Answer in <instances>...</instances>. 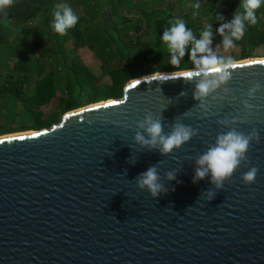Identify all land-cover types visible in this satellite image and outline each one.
<instances>
[{"label": "water", "instance_id": "water-1", "mask_svg": "<svg viewBox=\"0 0 264 264\" xmlns=\"http://www.w3.org/2000/svg\"><path fill=\"white\" fill-rule=\"evenodd\" d=\"M239 64L204 108L196 79L162 73L170 78L131 80L121 99L51 128L1 138L0 264H264V93L252 112L242 103L264 84V65ZM149 114L165 133L183 123L197 134L171 154L149 151L135 142ZM230 127L259 130L249 152L256 183L242 182L244 167L221 190L210 177L193 183L196 160ZM153 166L167 189L157 199L137 185Z\"/></svg>", "mask_w": 264, "mask_h": 264}, {"label": "trees", "instance_id": "trees-1", "mask_svg": "<svg viewBox=\"0 0 264 264\" xmlns=\"http://www.w3.org/2000/svg\"><path fill=\"white\" fill-rule=\"evenodd\" d=\"M68 1L79 22L64 36L51 28L59 0H14L0 12V107L20 117L0 125V136L48 129L68 112L121 99L131 80L195 70L188 54L178 66L169 63L160 39L169 20L184 19L197 38L211 23L214 47L223 39L217 32L220 24L230 21L240 4L199 0L200 9H194L197 0ZM175 3L180 16L173 14ZM221 15L224 20L217 19ZM257 15L259 23L248 27L231 55L237 61L255 57L264 47V10ZM82 49L98 58L99 75L79 58ZM72 50L76 55H70Z\"/></svg>", "mask_w": 264, "mask_h": 264}, {"label": "clouds", "instance_id": "clouds-1", "mask_svg": "<svg viewBox=\"0 0 264 264\" xmlns=\"http://www.w3.org/2000/svg\"><path fill=\"white\" fill-rule=\"evenodd\" d=\"M13 4L14 0H0V12L10 9ZM192 7L200 9L199 0ZM258 10H264V0H240L231 20L220 24L217 32L223 38L224 52L227 53L234 49L237 42L245 36L248 27L259 23ZM217 19L224 20V17L221 15ZM78 22L79 17L72 6L63 2L54 5L51 28L55 33L64 36ZM168 23L169 27L163 31L160 39L170 54L169 63L178 66L185 55H189L195 70L185 71V78L197 80L193 98L199 102L201 108H204L207 98L215 94L221 85H226L232 80L233 70L244 65L239 64L233 56H219L213 51V26L211 23L202 28L199 38L194 35L193 30L182 18L173 17ZM248 63L264 65V58L252 59ZM169 78V75H163L161 79L168 80ZM227 90L225 89V91ZM258 93H264V84L256 82L247 90L248 99L242 102L246 112L256 109L257 106L250 101ZM124 99L127 100L128 97L125 96ZM237 122L236 120L231 121L233 124ZM221 123L228 124L229 122ZM139 127L143 132H137L135 142L142 148H147L149 151L157 150L162 155H168L180 149L197 134L191 127L183 123L173 124L171 132L165 133L163 121L154 118L151 114L139 123ZM254 142L256 144L261 142L259 130L255 128L245 133L235 127H230V130L219 134L215 143L196 160L197 167L193 183L210 177V183L214 185L215 190H221L233 179L241 167L247 169L240 177L242 182L245 185L256 183L260 170L251 165L249 159V152ZM175 178L174 173H168L169 181L175 180ZM137 185L141 190L146 189L153 199H157L161 193L167 192L165 186L160 182L155 166L140 174ZM215 195L216 191L211 189L203 194L208 201L214 199Z\"/></svg>", "mask_w": 264, "mask_h": 264}, {"label": "rangeland", "instance_id": "rangeland-1", "mask_svg": "<svg viewBox=\"0 0 264 264\" xmlns=\"http://www.w3.org/2000/svg\"><path fill=\"white\" fill-rule=\"evenodd\" d=\"M60 2H63V3H67L69 4V1L68 0H59ZM138 1H151V0H136V2ZM165 1V4H169V1L168 0H164ZM172 4V3H171ZM177 4L178 3H175V8L173 9V14L175 16H180L181 13H180V9L177 8ZM264 31V30H263ZM72 45H68L67 46V49L68 50H71ZM213 48V51L216 53H221L222 55L224 56H231L233 55L234 53H236V48L230 50L229 52H224L223 51V48H222V39L216 44V46H212ZM70 55H76L75 51L72 50L70 52ZM264 47H261L259 48L257 51H256V56L253 57V58H250L249 60H252V59H261V58H264ZM79 58L81 59V61L83 63H85L86 65H89L90 67H92L95 71V73L97 75H99L100 71H99V65H98V58L93 54L91 53L89 50L87 49H82L80 52H79ZM238 63H241L242 61H237ZM2 101V99L0 98V102ZM1 106V105H0ZM10 118V119H9ZM19 119L20 117L18 116V113L15 115V116H11V114L9 113L8 110H5V109H2L0 107V125L2 124H5V123H8L10 121H12L11 119ZM12 127H16V124H13ZM15 134H20V133H15ZM9 135H13V134H9ZM9 135H5V136H9Z\"/></svg>", "mask_w": 264, "mask_h": 264}, {"label": "bare ground", "instance_id": "bare-ground-1", "mask_svg": "<svg viewBox=\"0 0 264 264\" xmlns=\"http://www.w3.org/2000/svg\"><path fill=\"white\" fill-rule=\"evenodd\" d=\"M246 62H248V61H250V60H245ZM242 62H244V61H242ZM241 62V63H242ZM163 75H166V74H158V75H154V76H150V77H157V76H163ZM147 78H149V77H147ZM146 79V78H145ZM81 110V109H80ZM23 133H21V134H15V135H9V136H3V137H0V139L1 138H5V137H13V136H17V135H22Z\"/></svg>", "mask_w": 264, "mask_h": 264}, {"label": "snow or ice", "instance_id": "snow-or-ice-1", "mask_svg": "<svg viewBox=\"0 0 264 264\" xmlns=\"http://www.w3.org/2000/svg\"><path fill=\"white\" fill-rule=\"evenodd\" d=\"M0 143H2V142H0Z\"/></svg>", "mask_w": 264, "mask_h": 264}]
</instances>
